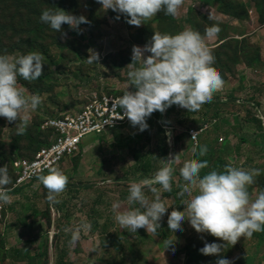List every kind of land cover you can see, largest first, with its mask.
I'll return each mask as SVG.
<instances>
[{
    "label": "rangeland",
    "instance_id": "374dc122",
    "mask_svg": "<svg viewBox=\"0 0 264 264\" xmlns=\"http://www.w3.org/2000/svg\"><path fill=\"white\" fill-rule=\"evenodd\" d=\"M197 2L196 0H185V2L182 0L175 17L165 15L161 10L153 17L143 20L139 26H133L126 22L128 18L122 14L116 21L113 20L108 16L110 10L102 9L96 0H0V26H5L7 29L6 33L0 36V55L25 54L29 51L39 52L43 63L41 76L35 81H25L18 77L17 83L25 88L26 94L35 93L41 96V102L44 101V106L46 105L48 108L57 107L56 111L73 115L87 104V100H84V98L87 97L89 100L91 97V93L85 94L82 98L79 96L78 93L82 86L85 90L82 91L84 93L91 89L95 90V92H92L93 95H98L100 91L105 94L107 90H112L113 94L119 93V91H122L118 89L123 88L125 90L127 87V91L135 90L127 81L129 68L126 65L129 64H127L128 60L126 58H121V65L126 68H124L125 71L119 73L122 80L108 79V77L105 79L103 77L99 78L101 69L92 63H89L90 66L88 65L89 68L85 71L84 78L79 76V73L77 75V72H79L77 67L81 66L85 60V58H82L81 50H79L80 43L85 45V43L90 42L88 38L89 29H91L93 35L91 45L96 46V48L101 47L102 42L108 47L109 43L116 42L117 38L127 37L126 33L129 34L128 38L134 45L143 47L150 40L153 32L175 34L185 27H189L203 35L204 28L215 24L220 30L218 37L224 42L217 49L210 50L215 61L212 65L213 69L220 73L222 79L226 75L229 76L228 93L231 89L233 90L234 100L238 98L246 102L247 105H253L254 113L264 119L262 107H257L258 104L255 100L253 101V98L251 101L248 100L249 96H256V92H252L254 88H259L262 85L264 88V73L262 72L264 71V48L259 47L256 43L262 42L260 40H263L264 35L261 33V39H258V34L253 36L259 30L264 31V0H215L213 6L205 4L213 14L210 15L211 17L206 15L207 12L205 15L201 13V17L195 14V10L201 11ZM55 8L69 12L74 16H84L87 23L80 24L77 29H71L68 25L62 24L61 32L56 33L39 19L42 10H55ZM190 12H194L195 15H191ZM230 14L240 18L239 20L236 19L241 27H239L238 33L242 36L249 35V38H246L249 47L238 43L242 39L236 34L226 35L227 26L219 21L212 20L216 17L223 20L224 16ZM174 18L177 19V23ZM104 21L106 24L102 25ZM228 21H224V23L229 25ZM99 26L103 35L100 40L98 34L94 35L93 33V31L99 30ZM35 31L37 33H34ZM111 38H114V41H110ZM41 39L47 42H42ZM26 41H33V44L30 46L29 42ZM26 46L29 49H26ZM125 51L131 53L129 47ZM259 51L263 60L258 65L257 70H254L259 72L258 75H253L249 71L253 70L247 69V66L242 65V63L255 58ZM145 55L149 54L145 53ZM235 73L239 76L244 73L248 74L251 83L249 91L244 92L245 85L243 80L241 81V77L231 78V74ZM86 75L88 78L85 77ZM76 76L79 77L76 78ZM84 79L89 81L90 85L85 84L87 82ZM96 79H99V82ZM259 82L262 83L259 84ZM107 85H110V87ZM223 91L220 92L224 93ZM228 93L226 94L228 95ZM219 96L215 92L211 100ZM255 99L261 101L264 107V94H260ZM227 101L232 102L229 97ZM237 103H239L238 100L230 104L232 107L227 115H234L232 119L234 117L236 119V116L239 115L238 111H242ZM41 106L40 104L35 111L31 112L23 135L16 134L15 125L17 121L8 122L5 118L0 117V164L7 157L13 158L20 154L30 157L35 153L39 146L35 142V139H38L35 136H39ZM203 108L201 106L200 111L188 112L177 105H172L161 113L158 120L166 130L167 147L170 148V145H172V148H174L175 142L176 148L174 150H180L181 161L190 159L191 155L190 142L184 139L186 137L184 132L189 128L201 127L203 120L199 114L203 111ZM166 118L170 120L172 128L167 127ZM154 123L159 125L157 122ZM213 133L214 130L202 132L200 143H211L214 138ZM29 135L32 137L31 139ZM147 136L150 138L148 139ZM147 136L143 135V131H138L137 127L124 126L106 133L92 134L85 137L80 152L72 158H65L60 165L59 169L67 177V183L63 192L57 197L59 203L50 204L45 199L47 190L38 180L32 182L24 191L17 194L10 193L11 201L4 205L5 211L2 212V220L5 216V228L8 229L6 235L3 236L7 240L6 246L8 248H22L26 245L27 240L33 239L39 242V238L43 241L49 236L50 264H57L60 253L66 250L69 251L65 255L67 263L109 264L113 259V255L117 258L118 256L114 254L117 253L113 249L114 247L105 245L104 239H107V235V237H110L126 232L130 240L135 242L138 241L137 239L141 240L148 252L152 249L156 250L155 239L152 241L151 238H144L145 235H149L151 232H146L144 228L137 229L136 233L121 229L113 218L112 210V204L116 201L121 202L122 207H127L124 201L127 196L128 181L139 180V178L129 176V173L133 172L138 175L142 173V171L136 170L137 160L142 159H136V157H142V153H151L150 155L159 153L160 135ZM179 136H184V138L181 140L178 138ZM39 140L45 141V135L42 134ZM232 141L235 146L239 142L234 137ZM262 144L258 141L257 143L250 142L245 154L242 151L240 157L243 162L247 161L245 169H260V174L254 178L253 184L248 187L252 197L254 193L264 189V160L260 161L258 159V157L264 159V146ZM220 145L221 143L216 147ZM139 149L141 150L138 154L137 150ZM260 153L261 155H259ZM170 154L171 152L169 153V159L174 157V154H171V156ZM230 159L235 160L234 162L240 161L236 154H232ZM172 167L176 171L181 167V164ZM173 179V181H177V177ZM145 194L151 199L152 194L147 189H145ZM170 197L163 201L166 207L174 205L177 200L182 201L185 199L180 194H178V197ZM173 209L175 207H170L168 211L170 212ZM35 211L38 212V218L33 215ZM166 214L167 210L161 219H164ZM5 220L2 224H5ZM38 220L41 221L39 225H33ZM81 220H87L91 224V228L87 232H81L78 240L70 245L71 233L66 232L65 228L74 227ZM181 226L186 228L187 235L191 236L190 239L199 240L198 236L201 234L192 229L187 221H184ZM136 234L139 235L137 239L133 237ZM216 239L219 241L216 243L224 244L223 241ZM249 241L241 237L236 241L239 246L229 243L225 248H222L218 255H203L206 259L204 264H216V261L220 258L229 260L230 264H236L238 263L236 262L237 259L246 256H248L250 264H264V245H262L263 248H251L253 241ZM156 251V254L160 255V251L158 249ZM106 252H109V254ZM127 253L126 263L131 262L133 264L132 256L129 252ZM153 255L155 254L153 253ZM162 257L161 260L159 259L160 262H163L162 264H181L182 261L184 263V260H180L181 258H178V260L175 258L174 260L168 259L167 255ZM0 264L9 263L6 261L4 263L0 262ZM10 264L14 263L10 262Z\"/></svg>",
    "mask_w": 264,
    "mask_h": 264
},
{
    "label": "clouds",
    "instance_id": "9594fccd",
    "mask_svg": "<svg viewBox=\"0 0 264 264\" xmlns=\"http://www.w3.org/2000/svg\"><path fill=\"white\" fill-rule=\"evenodd\" d=\"M96 2L104 10L125 15L129 25L139 26L143 20L161 10L165 15L175 17L182 0ZM39 19L56 33L61 32L62 24L77 29L80 24L87 23L84 16H74L58 8L42 10ZM219 31L213 24L204 29L203 35L189 27L175 34L153 32L143 47L133 45L127 76L129 85L135 91H127V87L112 101L122 110L121 119L126 117L138 131H144L148 127L146 118L153 111L162 113L168 107L177 105L188 112H196L211 100L213 93L217 92L221 96L220 89L224 81L220 73L213 69L214 57L205 44V40L214 39ZM97 59L98 55L89 50L85 60L94 63ZM42 64V56L36 51L0 55V117L8 122L17 121V135L24 134L31 112L41 104V96L26 94L25 88L17 83V78L37 80L42 74ZM110 123L111 120L106 119L103 125ZM170 149L173 151L172 145ZM206 152L207 147L204 145L200 146L198 153L193 150V156L197 158L185 160L179 168V176L183 181L179 194L185 198L182 200L183 211L173 209L168 212L166 223L168 230L177 234L182 231L181 224L187 221L197 233H207L224 242L223 245L204 243L198 251L207 256L218 255L227 244L233 245L241 237H251L254 232L264 230V189L257 191L254 197L248 191L254 178L260 174L258 168L225 165L222 170L212 169L201 175V170L208 167V161L199 157H203ZM158 161L160 167L150 177L128 181L124 201L127 207H122L119 201L112 204L113 218L121 229L136 233L137 229L144 228L153 235L160 229L159 221L168 209L161 200L160 192L171 191L172 165L177 162V157ZM37 180L47 190L45 199L50 204L59 203L57 197L67 183L63 172L50 167L47 174L38 175ZM10 182L7 167L0 166V205L11 201L9 189L5 187ZM155 185H159V188ZM145 189L152 194L151 199L145 194ZM90 228L91 224L87 220L65 228L66 232L71 233L69 244L76 242L79 234ZM164 243L167 249L171 246L167 240ZM216 264H230V261L220 258Z\"/></svg>",
    "mask_w": 264,
    "mask_h": 264
},
{
    "label": "trees",
    "instance_id": "16d2710c",
    "mask_svg": "<svg viewBox=\"0 0 264 264\" xmlns=\"http://www.w3.org/2000/svg\"><path fill=\"white\" fill-rule=\"evenodd\" d=\"M200 3L203 4H208L213 6L214 5V1L215 0H196ZM194 12H190L191 15H199L201 17L202 14H200L199 12H197L195 10V14H193ZM189 14V13H188ZM187 14V15H188ZM108 16H110L113 20L116 21V18L120 17V14L113 12L112 10H110V12L108 13ZM189 16V15H188ZM229 17H232L234 19H240L238 16H234V15H229ZM204 19V17H202ZM174 20L176 21V23L178 22L177 19L174 18ZM205 20V19H204ZM105 21L103 22L102 25H105ZM101 26V25H100ZM100 26L98 27L99 30H95L93 31L94 35L98 34L99 40L102 39L101 36V28ZM97 28V29H98ZM205 29V28H204ZM7 29L5 28V26H0V36H3L6 33ZM14 32V30H12ZM34 33H37V31H35ZM89 40L90 42H87L88 44L85 43V45L80 43V49L81 50V55L82 58L87 59L89 56V50H92V48H96V46H92L91 43L93 42V35H92V31L91 29H89ZM129 35V34H128ZM127 35V39L126 42H131V40L128 38ZM239 37H244L242 35H238ZM42 40V39H41ZM50 40V39H48ZM232 41V40H231ZM237 41V40H235ZM29 42L30 46L33 44V41H26ZM42 42H47L42 40ZM116 42H123L121 39H117ZM238 43H240L243 46H248V42L246 41V39L244 38L243 40H241L240 42L238 41ZM132 45H134L133 42H131ZM140 46V45H139ZM141 47V46H140ZM249 47V46H248ZM26 49H29L28 46L25 47ZM126 49L124 48H118L114 51V53H111L108 56H100L94 63H92L93 65L97 66V68H100L101 71L99 73V78L103 77L104 79L108 77V79L111 78H116L118 81L122 80V78L120 77L122 71L124 70V66H122V59L121 58H126L127 64H130L131 61V53H127L125 51ZM0 52H1V45H0ZM120 60V61H118ZM263 60L262 56L260 55V51L258 52L257 56L255 58H253L252 60H249L247 62L244 61V63H242V65L247 66L248 69H252V70H257L258 65L260 64V62ZM239 62V61H238ZM85 63V64H83ZM81 64V66L77 67V69L79 70V72H77V75L79 73V76H83L85 75V71L89 68V62H87L86 60H84ZM90 66V65H89ZM127 67V65H126ZM126 69V68H125ZM103 72V73H102ZM118 72V73H117ZM61 74V72H60ZM231 78H239V74L235 73V74H231ZM79 76H76V78H78ZM86 78H88V76H85ZM99 79H96V81H98ZM224 81V84H228L229 83V76L226 75V77H224V79H222ZM243 80V83L245 82V79H243L241 77V81ZM85 84H89V81H86V79H84ZM128 81V80H127ZM127 81L125 80V82L127 83ZM99 82V81H98ZM124 83V84H126ZM92 84V83H91ZM90 85V84H89ZM108 87H110V85H107ZM123 86V85H121ZM83 86L82 88H80L79 90V96L82 98V96H85V94L88 93H92L95 92V90H90L87 93H84L82 91L83 90ZM122 92L124 90H121ZM135 91V90H132ZM99 92V91H98ZM122 92L119 91V93H112V90H107V92H105V94H103L101 91L98 93V97H102L103 95H107L109 97H118L119 95L122 94ZM92 95V94H91ZM226 97L230 98V101L234 100L235 98V94L233 93V90L231 89L230 92L228 93V95L226 94ZM84 100H87L86 103L90 102V100H88V98H84ZM241 101V99L239 100L238 98L234 101H232L231 103L233 104L234 102ZM249 101H251V99H248ZM229 101L224 102L221 100V96L213 98V100L209 101L208 103L202 105L204 108L202 109L203 111L199 114L200 118L203 120V123L209 124L210 128L207 129L206 131H211L214 130V138L212 139L211 143H200L201 140V136L199 137V142L198 145L195 146L194 143L191 140L190 135L188 134V130H186L184 133L186 135V137L184 138V136H179L178 138L182 140V138L188 140L190 142V159L188 160H192V159H196V156H193V150H195L197 153L199 152V148L200 146L204 145L207 147V152L203 157H199V159L201 160H207L208 161V167L201 170V175H203L204 173L215 169L217 171L222 170L223 167L225 165H232V166H239L241 168H245V165L247 164L246 162H243V160L240 159V157L242 156V151L245 154V150L249 147L250 142H256L258 141L261 142V144L264 146V119L263 117L261 118L257 113H254V109L253 107L247 105V103L245 102H239L237 104L240 105V109L242 110L241 112L238 111V114L236 116V119L234 117V119H232V117L234 115L230 114L227 115L230 110L232 105ZM236 104V103H235ZM245 104V105H244ZM41 111L39 112V115L41 116V125H40V129L38 128V133L39 136H35L38 139H35V142L39 145L37 150L35 151V153L28 157L25 155H17L13 158H6L2 161V163L0 164V166H6L8 169V175L10 177V183L8 185H6L5 187L7 188H11L13 186V184L16 181V173H15V169H14V163L16 161H18L19 159H23V160H31L33 159L36 154L43 148H46L50 145L52 138L54 136V130L51 128H47L44 126V124L49 120V119H53V118H58V117H64L67 114L66 113H62V112H58V110L56 111V108H48L46 107V105L44 106V101L41 102ZM59 107V106H58ZM200 111V110H199ZM253 114V115H252ZM241 116V117H240ZM161 117V112L158 111H153L151 116L149 118H146V123L148 125L147 129L143 131V135H156L159 136V144H158V150L159 153L157 154H152L151 153H142V157H136V159H142L140 161L137 160L136 162V170H139L140 172L142 171V173L140 175L136 174V173H129V176L135 177V178H144V177H150L156 170L158 167H160V163L158 160L161 159H169V153H170V148H168L167 146V134H166V130L164 129V127H162L160 125V122L158 121ZM205 120V121H204ZM166 121L168 122L167 127L172 128L170 120H168V118H166ZM154 122H157L159 125H156ZM200 125V124H199ZM198 125V126H199ZM125 126H129V127H133L131 124L125 125ZM39 127V126H38ZM124 127V126H123ZM200 127V126H199ZM197 128V127H196ZM203 131V132H206ZM45 135L46 140H39L41 135ZM225 136V137H223ZM148 139L150 138L149 136H147ZM238 139L239 142L236 144V146L234 144H232V138ZM29 138L31 139L32 137L29 135ZM221 143V145L219 147V144ZM83 146V143L81 145V147ZM174 148H176V144L174 142ZM173 148V154L174 156L177 157V162L174 163L172 166H176L178 164H183L184 161H181V153L180 151H178L177 149L174 150ZM137 149V148H136ZM141 149L137 150L138 154L140 152ZM177 153V154H176ZM232 154H236L237 157H239L240 161L239 162H234L235 160L230 159V156ZM230 155V156H229ZM239 155V156H238ZM261 155V153L259 154ZM72 158V157H70ZM69 159V158H67ZM258 159L260 161H263L264 159L262 157H258ZM238 160V159H236ZM181 161V162H180ZM236 163V164H235ZM136 172V171H135ZM177 177V181H170L171 184V191L165 192V191H161L160 192V197L162 199V201L168 199L170 196L171 197H178V194L180 193L181 189H180V185L183 183L182 179L179 176V169H177L176 171H173V178ZM37 180V179H36ZM31 184V183H30ZM30 184L23 186L21 188H17L15 190H13L11 193H19L21 191H24L26 188H28L30 186ZM155 187L159 188V185H156ZM256 194V193H255ZM254 195V194H253ZM170 197V198H171ZM183 203L182 201H175L174 205H171L170 207H175L177 212H181L183 211ZM170 207H168L170 209ZM172 211V210H171ZM33 215L38 218V212L35 211L33 212ZM5 220V216L4 219L2 221H0V262L4 263V262H8L10 264V262H13L14 264H20V263H27V264H50V255H49V236L46 237V239H44L43 241L39 238V242H36L35 240L31 239V240H27L26 241V245L22 248H8V246H6L7 244V240L3 237L6 235L7 233V228L6 227V220H5V224H2L3 221ZM36 220V219H35ZM166 219H160L159 224H160V229H157V234L153 235L152 233H149V235H145L144 238L145 239H149L153 241V239H155V243H157L158 247L167 249L164 241L167 240L168 244L171 245L168 250H170L172 252V254H174L176 257H181L182 255H185V260L184 263L181 264H204L205 263V257L198 251L200 248L203 247L204 243H212V242H219L216 237L211 236L210 234H207L204 238H202L201 240H192V239H188L186 245L183 248H179L177 246V243H175L172 240V234L173 232H170L167 228V223H166ZM41 221H37L34 222L33 225L40 223ZM47 236V234H46ZM108 236V235H107ZM107 239H104V241L106 242L105 245L109 246V247H114L113 249L115 251H117L118 258L116 256L113 255V253H111L113 255V259L111 260V263L109 264H124L125 261L127 260V252H129V254L132 256L131 259L133 260V264H145V257L148 253V251L145 249V245L143 244V242L139 239H137V236L139 235H135L133 237H135L138 241H133L130 240V237H127L126 232L124 233H120V235H113L110 237H107ZM104 238V237H103ZM245 240H252V241H260V242H264V230L260 231V232H254L252 234L251 237H242ZM111 244V245H110ZM239 246V243H235ZM234 244V245H235ZM229 245V244H228ZM144 247V248H142ZM142 248V249H141ZM69 251H62L60 253V256L58 257L57 260V264H73L72 262H68L65 261V255L66 253H68ZM107 254H109V252H106ZM3 254V255H2ZM182 258V257H181ZM239 260V261H238ZM236 262H240L241 264H250L249 259L247 257H242L240 259H237ZM236 263V264H238ZM235 264V263H234Z\"/></svg>",
    "mask_w": 264,
    "mask_h": 264
},
{
    "label": "built area",
    "instance_id": "2783aa9c",
    "mask_svg": "<svg viewBox=\"0 0 264 264\" xmlns=\"http://www.w3.org/2000/svg\"><path fill=\"white\" fill-rule=\"evenodd\" d=\"M93 94L89 99L90 102L85 104L79 112L49 119L44 124L45 127L54 130L50 145L41 149L33 159H19L14 163L17 177L13 186L8 188L9 193L34 182L38 175L47 174L50 167L59 169L65 158L73 157L80 152L85 137L92 134L106 133L130 124L126 117L121 119L122 110L112 103L116 97L107 95L98 97ZM106 119L111 120V123L103 125ZM49 121H55L56 123L52 124ZM209 128L210 125L204 123L200 128H190L187 131L195 146L198 145L201 133ZM193 134H195L194 138H192ZM170 152L172 154L171 149ZM3 211H5L4 205H0V221H2Z\"/></svg>",
    "mask_w": 264,
    "mask_h": 264
},
{
    "label": "crops",
    "instance_id": "0c3cea01",
    "mask_svg": "<svg viewBox=\"0 0 264 264\" xmlns=\"http://www.w3.org/2000/svg\"><path fill=\"white\" fill-rule=\"evenodd\" d=\"M184 2H185V0H184ZM197 3H199V9L201 10V11H198L200 14L201 13H203L204 15L206 14V12H207V16L209 17L210 15L212 16L213 14H212V12H211V10L209 9V7H207L205 4H202V3H200V2H197ZM210 16V17H211ZM206 17V16H205ZM118 18H116V20H117ZM212 19V18H211ZM110 20H112V19H110ZM212 20H215V21H219L220 23H222L224 26H227L228 27V29H226L227 31H226V35H232V34H236V36H238V35H241L240 33H238V31H239V29L241 28L240 27V25H239V21H237L236 19H234V18H232V17H229V16H224L223 17V20L222 19H220L219 17L217 18H215V19H212ZM227 20H229L228 21V24L229 25H227V24H225L224 23V21H227ZM223 21V22H222ZM240 27V28H239ZM261 33L264 35V31L263 30H259V31H257V32H255L254 34H253V36H255L256 34H258L259 36V38L258 39H261ZM126 35H128L127 33H126ZM250 36H252V35H250ZM239 38H241V37H239ZM246 39V38H249V35L248 36H244V37H242L241 39L243 40V39ZM117 39H121L123 42H110L109 43V45H108V47L106 46V45H104V42H102L101 44H102V46L101 47H99V48H92V51L93 52H95L97 55H98V58L100 57V56H103V57H105V56H108V55H110L111 53H114V51L116 50V49H118V48H124V49H127V47H129L130 49L132 48V44L130 43V42H126V39H127V37H122V38H117ZM226 40H228V39H226ZM110 41H114V38H111V40ZM206 41H211V42H206ZM260 41H262V42H256L258 45H259V47H263L264 48V38H263V40H260ZM223 42L224 41H221V39H219V37H218V35L214 38V39H210V40H205V44H206V46L209 48V50H215V49H217L221 44H223ZM96 50V51H95ZM248 69V68H247ZM259 70V69H258ZM250 72H252V74L253 75H258V73L259 72H257V71H251V70H249ZM263 73H264V71H262ZM240 77H242L243 79H245V82H244V87H245V90H244V92L246 91V90H250V81H249V76H248V74H246V73H244V74H241V76ZM263 81H264V78H263ZM128 83V82H127ZM262 82H259V84H261ZM231 86H232V83L230 84ZM263 86V85H262ZM262 86H260L259 88H254V91L252 90V92H256L255 93V95L256 96H249L248 98L249 99H252L253 98V101L255 100L256 102H257V104L258 105H256L257 107L259 106V107H262V109H263V111H264V107L262 106L263 104H262V102L261 101H258V99H255L256 97H258V96H260V94H264V88L262 87ZM225 89H227L226 91H225ZM118 90H124L123 88H121V89H118ZM127 90V89H126ZM220 90H224L223 92V94H225V95H222V93H221V100L222 101H224V102H227V101H225V100H228V98L226 97V93H228V90H229V83L228 84H224L223 86H222V88L220 89ZM220 90H218V91H220ZM244 92H243V94H244ZM91 94H93V93H91ZM91 96V95H90ZM240 102H242L243 103V101H240ZM246 103V102H245ZM250 106V105H249ZM253 106V105H252ZM251 106V107H252ZM232 141V140H231ZM232 144H233V141H232ZM180 151V150H179ZM188 160V159H187ZM255 196V193H254V195H253V197ZM168 207V206H167ZM168 209H167V214H166V216H165V218L164 219H166L167 220V215H168ZM181 228H182V231L180 232V233H177V234H175L174 232L173 233H171L172 234V240L175 242V243H177V246L179 247V248H183L185 245H186V243H187V240L189 239V238H191V236H188L187 235V232H186V228L184 227V226H181ZM199 234H201L200 236H198V238H199V240H201L202 238H204L206 235H207V233H199ZM188 237V238H185V237ZM192 237H194V236H192ZM194 239V238H193ZM192 239V240H193ZM250 241H252V240H250ZM249 241V242H250ZM262 245H264V242H260V241H253L252 242V244H251V248H253V247H255L256 249H258V248H263V246ZM155 248H156V250L158 249L159 251H160V255H157L156 253H157V251L154 249H152V250H150L148 253L149 254H147L146 255V257H145V264H162L163 262H160V260L163 258L162 256L164 255H167V258L168 259H174L175 260V258L178 260V258H181L180 260H185V255H182L181 257H176L174 254H172V252L170 251V250H168V249H164V248H159L158 247V245H157V243H155ZM153 253L155 254V255H153ZM157 257H160V258H157ZM162 257V258H161ZM247 258H248V256H246ZM160 259V260H159ZM173 260V261H174ZM127 262V260L125 261V263L124 264H128V263H126ZM159 262V263H158ZM181 262V261H180ZM183 262V261H182ZM181 262V263H182ZM129 264H132L131 262H129Z\"/></svg>",
    "mask_w": 264,
    "mask_h": 264
}]
</instances>
